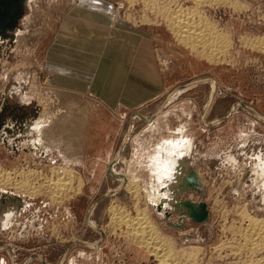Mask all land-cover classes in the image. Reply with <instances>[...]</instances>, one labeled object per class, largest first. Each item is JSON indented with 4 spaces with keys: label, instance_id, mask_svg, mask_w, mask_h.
I'll return each mask as SVG.
<instances>
[{
    "label": "rangeland",
    "instance_id": "1",
    "mask_svg": "<svg viewBox=\"0 0 264 264\" xmlns=\"http://www.w3.org/2000/svg\"><path fill=\"white\" fill-rule=\"evenodd\" d=\"M95 1L102 4H92ZM180 1L183 7L193 8L192 1ZM237 1L240 4L237 10L210 5L198 8L228 34L229 42H225L219 57L211 62L196 54L199 47L197 51H190L174 38L158 11L162 6L159 3L156 6L149 3L145 8L141 0L134 3L127 0H24L15 37L0 40V135L5 134L10 142L5 145L1 141L3 136L0 137V170L12 172L18 179L27 177V182L32 186L37 184L42 192L25 194L0 186V264H160L154 255L133 242L124 224L113 225L109 208L115 205L131 216L139 210L146 213L160 235L171 241L173 251L181 256L176 260L178 263L172 264H231L235 261L228 254V246L244 244L241 237L246 227L241 219L243 212L264 220V177L260 178L257 173L259 161L264 163V51L242 41L264 37V0ZM86 8L106 16L105 22L80 14ZM109 33L112 37L132 34L147 39L158 71L154 76L159 81V89L154 92L149 89L153 94L148 98L150 101L133 110H122L119 114L126 115L127 119L114 127L105 121L102 124L87 121L93 104L99 103L103 92L102 89L98 92L100 95L92 92L96 90L93 72L85 86L65 89L59 83L62 75L56 70V61L53 67L47 65L48 55L56 53L50 48L55 44L59 47L58 42L64 41L72 59L74 74L71 76L85 75L91 65L98 66L94 55L101 56L99 48L106 44ZM134 42L131 39L127 48V56L131 57L128 67L133 69L143 49ZM88 52L91 54H86ZM122 85L124 81L119 87L120 93ZM108 92L111 94L113 89ZM130 110L133 111L131 122L132 117L141 114L147 117L155 110L166 114V118L160 117L162 129L155 119L144 117L149 133H153L151 136H167L172 130L176 137L182 135L192 142L181 165L178 164L180 173L173 179L174 190L162 192L171 199L176 196V203L180 200L205 203L207 220L193 221L183 212L184 207L168 206L163 213L151 204L152 190L151 195L161 193L157 191L158 186L150 183L148 158L156 144L152 149L153 140L140 133L146 129V125L142 127L143 122L129 123ZM103 114L107 119L108 113ZM36 117L40 121L31 137L35 136L38 146L14 145V127H19L23 121H34ZM63 118L67 122L58 125H68L70 129L57 134L63 137L69 134L71 142L74 141L70 144V154L80 152L86 158L80 168L63 163L61 154L55 153L54 158L46 153L45 126L57 125V119ZM163 139L170 138L163 137L160 142ZM54 141L59 149L61 138ZM111 142L116 152L113 159L97 162L100 149L108 150ZM21 149L23 154L18 152ZM114 166L116 174L111 173ZM62 167L72 171L70 178L64 177L66 171H61ZM20 170L37 173L24 176ZM61 172L64 174L57 175L56 180L55 174ZM191 173L198 179V185L188 184ZM123 178L133 180V184L126 185ZM67 179H71L70 184ZM60 183L65 187L61 188ZM179 183H183L181 187ZM80 184L79 192L75 193L74 189Z\"/></svg>",
    "mask_w": 264,
    "mask_h": 264
},
{
    "label": "bare ground",
    "instance_id": "2",
    "mask_svg": "<svg viewBox=\"0 0 264 264\" xmlns=\"http://www.w3.org/2000/svg\"><path fill=\"white\" fill-rule=\"evenodd\" d=\"M127 1L129 3H134V1H136V0H127ZM190 1H192V3H193V8L183 7L182 4H180V2H181L180 0H164L163 2L161 1L162 3L159 2V0H141V4L143 2L144 3L143 6L145 5L144 6L145 8H146V6H149L148 5L149 3L155 4V6L158 3H159V5H162V6L158 7V8H160V9H158V11H159V13H161V16L164 19L166 26L168 27V29L170 30V32L172 33L174 38L180 44H182L186 48H189L190 51L191 50L197 51V48L199 47L200 49H198L196 54L199 53L200 55L206 57L208 59V61L211 60V62H212L213 59L215 60L216 58L219 57L224 45L229 42V41L227 42L228 36H226L228 34L224 33L222 31L223 29L221 30L220 28H218L216 26L215 23L211 22L208 18H206V15H205V13H203L202 9H201L202 12L198 11L200 9L199 7L203 6V5L225 6V7H230L233 10H237L240 8V4L238 3L237 0H190ZM92 4H94V5L102 4V2H100V1L96 2L95 1ZM147 9H149V8L147 7ZM241 9H242V7H241ZM150 10H152V7ZM155 10H157V7ZM157 13L158 12L156 11V14ZM16 29L13 32L14 37L16 35ZM0 40H1V38H0ZM242 41L246 45H248L252 48L264 51V37L263 38L258 37V38H254V39L253 38H251V39L245 38ZM2 42H3V40H2ZM225 42H227V43H225ZM261 119H263V118H261ZM180 132H181V130H180ZM191 143H190V140L188 138H184L182 135H178L177 137L175 136L173 138L166 139L163 142V144H161V145H158V143L156 144L154 152L152 154H150V156L148 158L150 163H151L150 167H149V171L152 174L153 179L157 180L160 183V184H157L155 181L156 184L153 186H155L156 188L158 186V190L157 189L156 190L158 192L161 191V193H158V194L156 193V195H151L153 193V190H152V193L150 192L151 194H149L151 196L149 198V201L152 202L151 204L156 209H157V206L160 205L159 211H163V213L165 210L168 209V206L172 207L173 206L172 204L176 203V202H174V200H176L177 197L175 196L176 199H175V197H173L171 199L166 195L165 192H162V191L166 190V191L170 192L171 190L172 191L174 190L172 188L175 185V184H173V181H174L173 179L178 178V175L180 173L179 172L180 171L179 165H181V161H183V159L186 157L188 151L190 150V147H192ZM163 155H164V158H163ZM159 157H161V159H159ZM176 164L177 165L179 164V165L175 167ZM257 166H258L257 167L258 176L260 178H263L264 177V163L259 161ZM114 168H115V166L113 168H111L112 174H116L114 172V170H115ZM61 169H60L61 171H64V172L66 171L65 172L66 176H64V175L63 176L66 178L67 177L70 178V173L72 171L69 172V169L67 167H64V168L62 167ZM70 170H72V169H70ZM22 171L23 170H20V173H23L24 176H25V174H26V176H29V175L32 176L35 173H37L36 171L34 172V170H27L26 172H22ZM11 173L9 171L0 170V186L1 187H6V188L9 187L10 189H14L15 191H24L25 194H26V192L29 194H37L39 192H42V189L40 187L36 186L37 184L35 185L36 186L35 187V186H32V184H30L29 182H27V181H29V180H27V177H23V178L18 179L15 176L16 174L11 175ZM184 173H186V172H184ZM51 174H50V176H51ZM61 174H64V173L61 172V173H57L55 175L60 176ZM58 176L55 177V179L58 178ZM72 176H73V174H72ZM61 178H62V176H61ZM164 178L166 179V183L162 182V180H161ZM59 179H60V177H59ZM59 179H58V181H59ZM71 179H72V177H71ZM71 179H69V180L67 179L69 184L71 182L70 181ZM45 180H46V177H45ZM45 180H44V182H46L48 179L46 181ZM78 180H79V178H78ZM130 180L131 179H129V178L126 180L124 179V183H127L126 185L130 186L131 183L133 182V180H132V182H130ZM51 181L52 180H50V182ZM59 182L62 183V181H59ZM61 183H60L61 188L65 187V186H63L64 183H63V185ZM78 183H79V181H78ZM42 184H41V186H42ZM44 184H43V186H45ZM49 184H51V183H49ZM52 184L56 185V183L53 181H52ZM71 184L73 185V183H71ZM181 184H183V183H181ZM47 186H48V184H47ZM69 186H71V185H69ZM45 188H46V186H45ZM61 188H59V190ZM80 188H81V184L77 185L76 188L74 189V192L75 193L79 192ZM151 188H153V187H151ZM49 189H50V187H49ZM183 189H184V187H183ZM55 190H57V189H55ZM136 190H137V188H136ZM156 190H154V191H156ZM53 191H51V192H53ZM51 192H49V193H51ZM186 192H187V190H186ZM45 193H47V192H45ZM178 193H180V192H178ZM58 194H55V195H58ZM171 194H173V193L171 192L170 195ZM53 197H54V194H53ZM49 200L51 201V199H49ZM54 200L55 199H53V202H54ZM115 206L109 208L110 209L109 210L110 211V218H111L113 225L115 224V225L120 226V225L124 224V226H126L125 227L126 233L130 236V238L133 240V242L136 243L137 245L143 247L144 249H146L152 255H154L158 259L160 264H172V262H175L176 260L178 261L179 259H181V256L173 251L171 241L169 242L167 239L163 238L162 235H160V232L157 230V228L154 226V224L150 222L148 216L146 215V213L144 211L139 210V212L136 215L134 214L135 216H131V215H129V213L122 210L120 208L121 206L120 207H118V206L115 207ZM137 211H138V208H137ZM180 214H182V212ZM242 216H243L241 218L242 221L246 222V225H245L246 227L243 229V231L241 233L242 241L244 244L241 243L242 245L240 244V245H231V246L228 244L229 245L228 246V248H229L228 254H231V257L233 256L232 259H235V261L232 260L233 262H230V263L231 264H264V220L252 217L245 212H243ZM113 228H115V226H113ZM112 231H113V229H112ZM126 238H127V235H126ZM233 240H234V238H233ZM234 241H237V240H234ZM222 243H223V241H222ZM190 248H191V246H190ZM194 249H198V248H194ZM190 251H194V250H190ZM180 253H181V250H180ZM188 254H190V253L188 252ZM186 255L187 254H185V256ZM183 256H184V254H183ZM186 257H188V255ZM215 258H218V257H215ZM177 261H176V263H178ZM224 261H226V260H224ZM226 263L229 264V262H226ZM224 264H225V262H224Z\"/></svg>",
    "mask_w": 264,
    "mask_h": 264
},
{
    "label": "crops",
    "instance_id": "3",
    "mask_svg": "<svg viewBox=\"0 0 264 264\" xmlns=\"http://www.w3.org/2000/svg\"><path fill=\"white\" fill-rule=\"evenodd\" d=\"M79 7H76V9ZM77 10H81L80 8ZM84 13H80L82 15H86V16H92L93 18H95L96 20H99L101 22H105V17L104 15H100L99 13H97L94 9V11H87L89 9H83ZM88 12V13H85ZM108 25V23H106ZM102 28V27H100ZM112 35V34H111ZM109 33V36H107L109 39L106 41V44L104 46H100L101 48H99L98 52H101V56L99 55H94L96 56L95 64L97 63L98 66L95 68H93V66L91 65L86 71H85V75L84 73L82 75H74V71H71V58L70 55L68 56V50L65 47V43L64 41H60V43L58 42V44L60 45L59 47H56L57 45H53L50 49L56 53L48 55L49 59H47V65H54L55 61H56V70L58 72V74L62 75L60 78L59 83L61 84L62 88L65 89H74V88H79V85L82 84L83 86L86 85V82H89L88 80H90V73L93 72V76H94V89H96L95 91L92 92H97V88L98 85L102 84V93H98L100 95V98H98L100 101L99 103H94L93 107H92V111H90L89 113V118L87 119V121H93L95 124H97L98 122L100 124H102L104 121L105 122H109L111 123L110 125L114 124L113 127L116 125L118 126L119 123H121L123 120L125 121L127 118H125L126 115H120L119 113L122 110H126V109H135L136 107L139 108L141 107L140 105L142 104H146L148 101V98H152L153 94L151 92H149V89L152 88V92L156 91L157 89H159V81L158 78L156 76V67L154 65V61L151 59L152 54L150 51V44L148 42L147 39H141L138 36H133L132 34H122L120 36H118L117 34H114L115 37H112ZM117 36V37H116ZM119 38V39H118ZM132 41H135L134 44H139L143 49L140 50L139 54L140 57L137 58V65L135 67V69H133L132 67H128V61L129 58L127 56V48ZM140 39V40H139ZM54 44V43H53ZM91 45V44H90ZM56 48V49H55ZM95 48V45H94ZM97 48V45H96ZM95 48V49H96ZM98 49V48H97ZM58 53V54H57ZM90 52L86 53L88 55ZM96 53V52H95ZM125 58V61H123ZM115 60V61H114ZM93 61V62H94ZM124 63V65H121L120 63ZM50 67V66H49ZM100 67V70H99ZM48 68V66H47ZM93 68V69H92ZM92 69V70H91ZM53 70V69H52ZM99 70V71H98ZM54 71V70H53ZM158 72V71H157ZM77 74V73H76ZM101 74V75H100ZM123 74L125 76V79H123ZM135 74V75H134ZM139 75V77H138ZM155 75V76H154ZM152 77V78H149ZM154 76V78H153ZM58 78V77H57ZM124 81V85H122V90L120 93V85L122 84V82ZM70 83V84H69ZM113 89V92L110 94L108 91L110 89ZM147 88V89H145ZM119 92H118V91ZM148 90V91H147ZM147 91V92H145ZM152 95V96H151ZM96 97V96H95ZM18 106L21 107L22 104H17ZM139 106V107H138ZM131 111V110H130ZM103 112H107L108 113V118L105 119L106 117H104ZM133 111H131L129 113L130 118H129V123H131L132 125L135 124L136 121H141L143 122L142 127H144V125H146V129H142L140 131V133L142 134H146L149 135L150 139H152V143H151V148L153 149V146L155 144L158 143V145L163 144V142L166 139H163L160 142V139L165 137V138H171L173 136L176 135V133H174V131L171 130L170 134L165 136V135H159L156 137L151 136V134L153 133H149L148 129H147V123L145 118H147L148 120L150 119H155L157 121V126L159 127V129H162L163 127L161 126L162 124L160 123L161 118L163 119L166 118V114L165 113H161V112H155L151 115H148L147 117H143L141 115H136L134 118L132 117V121L131 122V114ZM162 115V116H161ZM38 117V116H37ZM37 117L34 119V121L31 120H27L25 121H20L19 124L22 122V125H20L19 127H14L13 130V136L15 137L13 140V144L15 145V143H19V146H24V145H34V146H38L37 144V139H35V136L31 137V134H34V132L36 131V126L38 125V121ZM161 117V118H160ZM137 118L139 120H137ZM142 119V120H141ZM65 120V121H64ZM86 120V118L84 119V121ZM136 120V121H134ZM56 121V119H55ZM61 121V122H59ZM73 121V120H71ZM62 122H67L66 119H57L56 124L57 125H52V126H45V131L43 132V134H47L46 136V142L45 143L47 145L46 153L47 154H52V157H56V154H61V158L63 163H72L73 166H77L78 168L81 167V165H84L86 162V158L83 157V155L78 152L76 154H70V144L74 143V141L71 142V138L70 135L68 134L66 137L60 136L59 131H61V133H66L69 131L70 126L68 125H58V123H62ZM69 122V120H68ZM115 122V123H114ZM17 123V122H16ZM35 126V127H34ZM74 128V126H72ZM86 128V126H85ZM168 126L165 127V129H167ZM7 131H9V129H6ZM111 130V129H110ZM111 132H114L113 130ZM159 132V131H158ZM155 132V133H158ZM55 133V134H54ZM139 133V134H140ZM51 134V135H50ZM5 134H1V136H3ZM37 137V136H36ZM33 138V139H32ZM42 139V136L40 137ZM62 140V146L58 149L57 146V142L55 143L54 140L56 139H60ZM134 138V137H133ZM137 138V136H136ZM5 145H8V143L10 144V142L7 141L6 137L3 136V139L1 140ZM13 145V146H14ZM64 145V146H63ZM15 147V152H17L16 146ZM12 147V148H14ZM55 147L59 150H55ZM66 147V150L63 148ZM114 145L113 142L110 143L109 149H105L104 151H102L100 149V153H99V157L96 159L97 162H105L108 161V159L110 158L113 159L112 157H114L113 155L116 153L114 151ZM10 149V146L8 147ZM22 148V147H21ZM19 153L23 154V150H19ZM25 153V152H24ZM112 155V156H111ZM164 158V155H163ZM53 159V158H52ZM159 159H161V157H159ZM151 181L150 183H152V185L160 184L157 180H154L151 176ZM162 182L166 183V179H161ZM160 180V181H161ZM156 181V183H155ZM149 183V184H150Z\"/></svg>",
    "mask_w": 264,
    "mask_h": 264
},
{
    "label": "water",
    "instance_id": "4",
    "mask_svg": "<svg viewBox=\"0 0 264 264\" xmlns=\"http://www.w3.org/2000/svg\"><path fill=\"white\" fill-rule=\"evenodd\" d=\"M23 10L24 0H0V38L13 40V32L17 27L19 19L23 15ZM102 84L98 85L97 92H100ZM187 180L189 181L188 184H199L194 173H191V177ZM178 186L181 187V183ZM172 205L179 209H181L180 207H184L186 210L183 212L195 222H203L208 218V211L203 202L193 203L189 200H180L179 203H173ZM157 208L160 209V205Z\"/></svg>",
    "mask_w": 264,
    "mask_h": 264
}]
</instances>
